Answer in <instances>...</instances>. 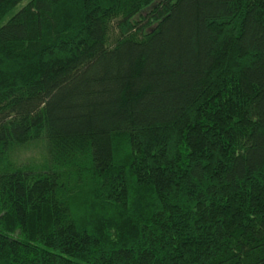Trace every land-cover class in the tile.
<instances>
[{"label":"trees","instance_id":"trees-1","mask_svg":"<svg viewBox=\"0 0 264 264\" xmlns=\"http://www.w3.org/2000/svg\"><path fill=\"white\" fill-rule=\"evenodd\" d=\"M0 264H264V0H0Z\"/></svg>","mask_w":264,"mask_h":264},{"label":"rangeland","instance_id":"rangeland-1","mask_svg":"<svg viewBox=\"0 0 264 264\" xmlns=\"http://www.w3.org/2000/svg\"><path fill=\"white\" fill-rule=\"evenodd\" d=\"M17 7H15V9ZM16 155L17 161L19 163L33 162L35 164H40L44 162L46 152L44 150L42 142L37 141L20 147L18 150H16Z\"/></svg>","mask_w":264,"mask_h":264}]
</instances>
